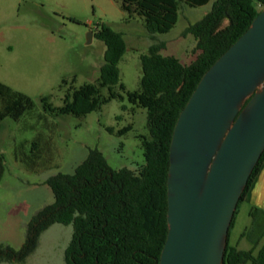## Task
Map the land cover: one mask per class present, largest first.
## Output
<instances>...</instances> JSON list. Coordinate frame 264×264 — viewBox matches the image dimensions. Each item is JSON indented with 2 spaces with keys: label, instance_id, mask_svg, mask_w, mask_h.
Listing matches in <instances>:
<instances>
[{
  "label": "trees",
  "instance_id": "obj_1",
  "mask_svg": "<svg viewBox=\"0 0 264 264\" xmlns=\"http://www.w3.org/2000/svg\"><path fill=\"white\" fill-rule=\"evenodd\" d=\"M128 17L143 20L151 35L169 32L178 20L180 4L200 7L210 0H117ZM256 4V5H255ZM264 8V0H215L211 10L184 34L196 41V57L183 64L174 56H163L165 45L153 44L140 57V87L126 91L120 83L118 64L125 51L123 34L108 25L97 27L94 37L105 45L104 63L96 84L86 83L68 92L63 105L46 109L57 115L85 116L112 99H123L146 110L148 136H141L144 163L136 170L112 169L98 150H90L72 174L57 173L46 180L53 203L38 210L26 225L22 246L15 250L0 245V263H23L36 250L39 237L54 224L72 225L73 233L65 250V264H159L167 226V176L169 148L178 117L206 71L245 33ZM108 96L101 95V89ZM45 102V99L41 100ZM34 104L25 94L0 83V121H18ZM131 127L119 133L124 134ZM110 132H112L110 130ZM41 140V141H40ZM44 140L37 137L31 146L36 156ZM17 159V158H16ZM264 164V151L254 167L231 221L223 264H264V244L255 253L264 235V212L252 208L251 224L241 237L252 243L249 250L230 245L229 235L238 207ZM4 174L0 155V181Z\"/></svg>",
  "mask_w": 264,
  "mask_h": 264
},
{
  "label": "rangeland",
  "instance_id": "obj_2",
  "mask_svg": "<svg viewBox=\"0 0 264 264\" xmlns=\"http://www.w3.org/2000/svg\"><path fill=\"white\" fill-rule=\"evenodd\" d=\"M214 1L195 8L180 4L174 27L151 35L143 20L128 17L117 0H0V83L27 95L34 104L18 121H0L4 166L0 245L21 247L31 216L54 201L46 180L57 173L72 174L90 150L101 152L115 170H136L144 163L140 137L148 136L146 110L130 104L119 86L114 91L123 99H112L85 116L57 115L46 109L45 104L61 107L68 92L98 82L106 47L94 37L97 27L105 24L123 34L126 51L118 64L120 83L132 92L140 87V57L153 44H164L160 54L174 56L183 64L195 59L196 41L184 32L211 10ZM101 95L107 97L108 90L101 89ZM129 126L131 130L119 133ZM37 137L44 140L39 145L43 150L31 170L27 165L36 156L31 143ZM248 209V204L240 203L230 231L231 244L250 227ZM72 233L71 224H54L42 232L25 262L0 264H65ZM263 244L264 235L259 247ZM251 247L248 239L237 244L239 250Z\"/></svg>",
  "mask_w": 264,
  "mask_h": 264
},
{
  "label": "water",
  "instance_id": "obj_3",
  "mask_svg": "<svg viewBox=\"0 0 264 264\" xmlns=\"http://www.w3.org/2000/svg\"><path fill=\"white\" fill-rule=\"evenodd\" d=\"M263 151L264 8L206 71L178 117L159 264L224 263L231 221Z\"/></svg>",
  "mask_w": 264,
  "mask_h": 264
},
{
  "label": "crops",
  "instance_id": "obj_4",
  "mask_svg": "<svg viewBox=\"0 0 264 264\" xmlns=\"http://www.w3.org/2000/svg\"><path fill=\"white\" fill-rule=\"evenodd\" d=\"M183 4V3H182ZM18 159V158H17ZM243 203L248 204L249 209H248V216H249V212L252 208H257L259 210H262V212H264V164L262 166V168L260 169L258 175L256 176L252 186L250 187ZM33 216V215H32ZM31 216V217H32ZM250 217V216H249ZM31 219V218H30ZM29 219V220H30ZM29 222V221H28ZM248 229L245 228L244 231ZM243 231V232H244ZM242 232V233H243ZM242 233H240L238 240L236 242H233V244L230 243V235H229V243L232 246H235L237 248V244L240 240L242 239H247L246 237H241ZM25 240V239H24ZM249 241V239H248ZM24 243V241H23ZM22 243V244H23ZM251 243V242H250ZM252 244V243H251ZM260 244V243H259ZM22 246V245H21ZM262 246V245H261ZM260 246V247H261ZM259 245L256 247L255 251L257 252L258 249L260 248ZM252 248V247H251ZM238 249V248H237ZM255 252V253H256Z\"/></svg>",
  "mask_w": 264,
  "mask_h": 264
}]
</instances>
